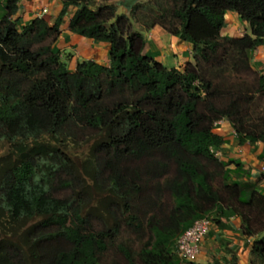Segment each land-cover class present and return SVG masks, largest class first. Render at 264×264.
I'll list each match as a JSON object with an SVG mask.
<instances>
[{"label":"trees","instance_id":"trees-1","mask_svg":"<svg viewBox=\"0 0 264 264\" xmlns=\"http://www.w3.org/2000/svg\"><path fill=\"white\" fill-rule=\"evenodd\" d=\"M19 1L4 0L0 17V140L12 147V160L0 163V215L7 218L0 232L22 231L0 242V264H101L111 245L126 264H137L114 242L123 225L141 233L131 201L146 187L145 176L164 174L169 163L174 175L155 194L169 192L173 203L142 196L158 216L149 220L153 237L139 253L142 264L186 262L175 241L204 216L221 230L230 228L224 219L240 217L243 235H258L249 264H264V195L243 179L248 171L240 163L212 152L224 142L214 132L221 120L240 145L264 143V105L257 103L264 70L250 61L264 46V0H140L127 13L116 0H60L53 24L41 17L22 27L14 20ZM72 6L69 30L108 44V64L83 60L70 71L53 48ZM226 11L250 33L221 36ZM156 26L191 43L193 62L168 68L148 56L143 32ZM84 129L94 136L78 165L61 141L75 140L65 130ZM133 161L144 166L128 167ZM210 164L222 169V193L208 181ZM88 184L98 193L94 207L85 203ZM59 190L69 195L56 196Z\"/></svg>","mask_w":264,"mask_h":264},{"label":"crops","instance_id":"crops-1","mask_svg":"<svg viewBox=\"0 0 264 264\" xmlns=\"http://www.w3.org/2000/svg\"><path fill=\"white\" fill-rule=\"evenodd\" d=\"M95 1L97 3L101 2V0ZM3 5L4 0H2L4 13ZM61 8L62 2L60 0H20L14 20L19 27L24 26L34 18L41 17L53 24ZM43 9L46 11L43 12ZM75 10L76 7H70L60 25V33L53 44V48L58 51L61 58L69 54L67 67L70 71L75 69L77 62L83 60H95L108 64V44L75 35L69 30V19ZM224 17L225 24L220 31L221 36L236 37L250 33L248 23L241 20L237 13L226 11ZM135 27L140 29L138 24H135ZM241 30H243V33H241ZM143 33L145 53L164 66L182 68L186 63L193 62L191 43L178 39L159 26ZM250 61L254 70L258 72L264 70V46H259L251 52ZM214 132L222 137L224 141L218 149H214L218 153L217 158L224 162L235 160L240 163L241 168L248 171V177L243 179H248L251 183H254L256 190L264 195V175L260 172L264 166V143L257 142L251 145L246 142L240 145L234 129L227 120L219 121L214 128ZM226 167L234 169L236 166L230 164ZM223 221L229 224L230 228L221 230L212 224L200 245V252L194 263L209 264L213 261H218L221 264L250 263L252 258L250 255L251 244L258 235L246 238L242 233L241 220L238 216H232Z\"/></svg>","mask_w":264,"mask_h":264},{"label":"rangeland","instance_id":"rangeland-1","mask_svg":"<svg viewBox=\"0 0 264 264\" xmlns=\"http://www.w3.org/2000/svg\"><path fill=\"white\" fill-rule=\"evenodd\" d=\"M141 1H147V0H141ZM119 10L125 13L128 12L125 9H123L122 11V7H119ZM230 12H233V11H230ZM233 13H236V12H233ZM2 15H3L2 0H0V17ZM241 33H243V30H241ZM69 57L70 56L68 54V55H64L61 59L65 61L67 64ZM257 103H259L260 105H264V98L257 101ZM65 132L67 134L73 135V137L75 138L74 142H67L66 140H62L65 134H62L60 138L56 139V141L58 142V140H62L61 149L69 153L75 160V163L79 165V162L83 160L84 154L86 152V142L93 138L94 132L88 129L67 130V131L65 130ZM11 151H12V147L10 146V144L4 140L3 141L0 140V163L6 164L7 162L12 160L11 158H7L8 153ZM127 166L130 168H133V167L142 168L144 166V161L129 162L127 163ZM174 170H175V165L173 163H169L164 174L162 175L158 174L155 176H152V175L145 176L148 180L146 187L143 188V192H141L140 194H135L133 200L131 201L132 212L137 214L139 221L142 223V231L140 234H135L132 230L128 229L126 226L123 225L117 240L114 242V245L121 243L125 245L127 248H129L137 264H142L140 257H139V253L141 249L143 248L144 243L146 241H149L151 237H153V234L149 228V220L152 216H157L156 208L151 204L150 205L146 204L144 200L142 199V196L149 195L153 201L154 200L156 202L161 201L164 204L171 205L173 203V199L171 198V195L169 194V192L163 191V192H160V194L156 195L155 186L158 185V183L162 182L165 177H172L174 175ZM221 170L222 169L217 168L211 164L207 165L205 168V171H207L208 175H210L208 179L209 183L212 185V187L215 190L222 193V190H221L222 171ZM154 177H161V178H154ZM83 191H84L85 203L91 207H94L96 204V198L98 196L96 189L90 184H88L85 186ZM55 194L56 196L64 197L66 195H69V192L65 190H59ZM6 219L7 218L0 215V221L6 220ZM92 224L94 225V227L97 228V225L94 221L92 222ZM24 226H27V225H24ZM4 230L5 232H8L6 229ZM21 231H22V228L19 229V231L15 234V236L13 235L9 236L5 232H0V242L4 241L3 239H11L12 241H15L18 238V234ZM182 263L188 264L186 262H182ZM255 263L256 262H254V264ZM101 264H126V261L124 257L121 254L117 253L115 251V248L111 245L108 251L102 256Z\"/></svg>","mask_w":264,"mask_h":264},{"label":"built area","instance_id":"built-area-1","mask_svg":"<svg viewBox=\"0 0 264 264\" xmlns=\"http://www.w3.org/2000/svg\"><path fill=\"white\" fill-rule=\"evenodd\" d=\"M46 10L43 9V12ZM216 157L218 153L212 149ZM260 172L264 175V166ZM212 225L211 218L204 216L192 222L175 241V252L181 261L195 262L200 252V245Z\"/></svg>","mask_w":264,"mask_h":264},{"label":"water","instance_id":"water-1","mask_svg":"<svg viewBox=\"0 0 264 264\" xmlns=\"http://www.w3.org/2000/svg\"><path fill=\"white\" fill-rule=\"evenodd\" d=\"M138 1L139 0H118L115 3L118 7H122L123 9L129 11L131 7Z\"/></svg>","mask_w":264,"mask_h":264}]
</instances>
